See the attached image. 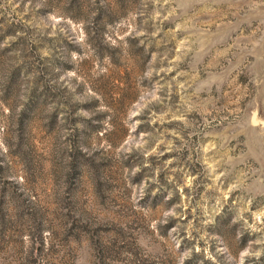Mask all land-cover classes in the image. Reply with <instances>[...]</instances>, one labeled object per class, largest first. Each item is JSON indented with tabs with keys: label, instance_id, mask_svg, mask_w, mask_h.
<instances>
[{
	"label": "rangeland",
	"instance_id": "obj_1",
	"mask_svg": "<svg viewBox=\"0 0 264 264\" xmlns=\"http://www.w3.org/2000/svg\"><path fill=\"white\" fill-rule=\"evenodd\" d=\"M0 264H264V0H0Z\"/></svg>",
	"mask_w": 264,
	"mask_h": 264
}]
</instances>
